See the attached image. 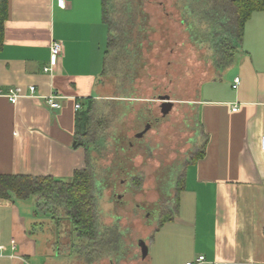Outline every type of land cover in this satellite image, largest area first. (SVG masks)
<instances>
[{"label": "crops", "instance_id": "0c3cea01", "mask_svg": "<svg viewBox=\"0 0 264 264\" xmlns=\"http://www.w3.org/2000/svg\"><path fill=\"white\" fill-rule=\"evenodd\" d=\"M5 1L0 175L69 180L87 159L76 147L75 106L103 94L111 36L105 1L68 0L65 9L56 0ZM55 40L64 53L45 72ZM12 89L20 91L16 103ZM51 94L61 96L60 108L46 102ZM198 105L204 153L186 170L173 218L152 236L151 263L205 256L200 264H264V10L247 20L233 64L202 84ZM34 199L0 196V264H49V235Z\"/></svg>", "mask_w": 264, "mask_h": 264}, {"label": "rangeland", "instance_id": "374dc122", "mask_svg": "<svg viewBox=\"0 0 264 264\" xmlns=\"http://www.w3.org/2000/svg\"><path fill=\"white\" fill-rule=\"evenodd\" d=\"M195 1L197 15L192 20L184 13L185 0H108L116 40L84 140L91 167L103 180L99 224L102 229L118 224L121 231L113 228L111 235L122 248L116 251L118 258L113 251L106 256L107 250L99 249L105 256L91 264H152V236L160 222L174 214L177 190L183 187L180 177L204 149L200 87L233 64L218 63L225 56L235 60L241 41L228 33L230 22L215 28L203 15L215 5L212 0ZM166 96L174 106L163 116ZM166 207L170 214L164 212ZM44 215L41 212L40 218L49 235V264H89L82 248L73 245L82 242L71 237L69 221L62 218L58 227L50 214ZM141 239L149 246L145 260Z\"/></svg>", "mask_w": 264, "mask_h": 264}, {"label": "trees", "instance_id": "16d2710c", "mask_svg": "<svg viewBox=\"0 0 264 264\" xmlns=\"http://www.w3.org/2000/svg\"><path fill=\"white\" fill-rule=\"evenodd\" d=\"M104 1L105 20L112 30L111 22H109L108 17V0ZM185 1L186 5H184V13L189 15L193 20L197 15L194 10L196 9L194 4L196 1ZM211 2H214L215 5L211 6L210 11L204 10L202 12L203 15L207 17L211 23H214L215 28L217 24L220 26L225 22L228 25L230 22L229 27L232 28V32H228L227 28V30L223 27L222 28L230 33L231 37L239 39V41L242 39L245 24L251 15L256 11L264 10V0H212ZM7 17V1L0 0V45L3 42L4 25ZM115 40L116 38L113 37L111 32L107 56ZM233 60V57L225 56L221 61L219 60L218 64L222 67L228 66ZM95 101L96 99L93 98L86 100L82 105V108L77 111L76 147L82 146L86 149L87 159L85 168L76 170L73 177L65 181L51 176L0 175V196L22 200L35 197L37 200V214L41 215V212H43L46 214V216L44 215L45 218H48L47 216L50 214L54 218L58 227L60 226L62 218L67 219L72 227L71 237H77L79 238V241L82 242L81 244H77L73 241V245L77 248H82L85 252L84 255L88 256L87 262L89 264L102 259L105 256L104 253L101 254L97 252L99 249L107 250L106 256H111V252L113 251L118 258L119 253L117 252L122 248L119 241H114V238L111 235L113 228L115 230H120L118 224L114 223L117 225H114L115 227L113 225H107L106 228L102 229L99 224L100 221L98 220V191L99 188H101V190L104 189V187H102L103 180L96 177V171L91 167L88 146L84 140V138L90 133V124L92 121V112ZM203 153L204 149L200 154L195 156L194 162L202 157ZM180 178H182L183 187L177 190L176 205L180 193L184 188L186 172ZM170 210L169 207H166L164 212L170 214ZM58 212L62 214V217H60L61 214L56 216ZM172 218L173 215L165 217V219L160 222L158 228ZM120 239L121 238H119V240ZM85 248H87V251Z\"/></svg>", "mask_w": 264, "mask_h": 264}, {"label": "built area", "instance_id": "2783aa9c", "mask_svg": "<svg viewBox=\"0 0 264 264\" xmlns=\"http://www.w3.org/2000/svg\"><path fill=\"white\" fill-rule=\"evenodd\" d=\"M59 7L65 9L68 6V0H56ZM64 53V46L61 41L55 40L51 46V65L45 67V72H52L54 68H56L59 64V61ZM235 86H238L240 83V79L236 78L235 80ZM36 93V87L31 86L30 87V94L34 95ZM20 96V91L12 89L9 93V98L13 103H16L18 98ZM61 98V96H58L56 94H51L47 96L46 102L51 108H60L61 104L59 103L58 99ZM76 110H79L81 108V104L77 103L75 106ZM237 108L235 107L234 110ZM262 146L264 148V136L262 137ZM206 258L205 256H199L196 261L188 262L187 264H200L202 262H205ZM31 264V263H27Z\"/></svg>", "mask_w": 264, "mask_h": 264}, {"label": "water", "instance_id": "95a60500", "mask_svg": "<svg viewBox=\"0 0 264 264\" xmlns=\"http://www.w3.org/2000/svg\"><path fill=\"white\" fill-rule=\"evenodd\" d=\"M173 106H174V103L171 100H169V97L166 96L165 98H162L161 112H162L163 116H167L171 112V110L173 109ZM149 126H150V124H148L146 126V129ZM144 133H145V131L136 135V137L137 138L141 137ZM139 247L141 248L142 258L146 259L149 255L148 243L144 239H141L139 241Z\"/></svg>", "mask_w": 264, "mask_h": 264}]
</instances>
